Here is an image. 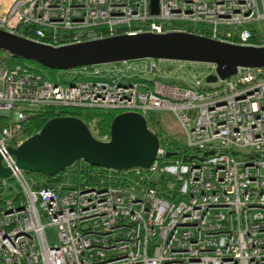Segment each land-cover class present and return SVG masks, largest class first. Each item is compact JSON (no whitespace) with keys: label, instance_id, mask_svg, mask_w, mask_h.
Segmentation results:
<instances>
[{"label":"built area","instance_id":"1","mask_svg":"<svg viewBox=\"0 0 264 264\" xmlns=\"http://www.w3.org/2000/svg\"><path fill=\"white\" fill-rule=\"evenodd\" d=\"M0 30L54 47L176 32L264 47V0H159L157 14L151 0H0ZM203 68L205 79L194 71ZM216 69L122 61L57 71L52 81L1 65L0 154L11 176L0 178V264H264V68L208 82ZM47 108L135 112L154 133L149 118L168 112L189 158L171 160L159 136L149 168L36 188L9 148ZM8 180L20 200H3Z\"/></svg>","mask_w":264,"mask_h":264},{"label":"water","instance_id":"2","mask_svg":"<svg viewBox=\"0 0 264 264\" xmlns=\"http://www.w3.org/2000/svg\"><path fill=\"white\" fill-rule=\"evenodd\" d=\"M151 12H159V0H151ZM0 51L62 71L122 61L170 60L210 63L224 80L238 68H264V47L240 46L191 33L119 35L80 44L54 47L0 30ZM161 145L147 119L135 112L117 114L108 141L98 140L85 121L76 116H57L17 148H9L17 165L32 174L55 177L77 162L110 170L149 168ZM212 152L205 153V156ZM169 158L173 153L167 155ZM0 154V178L10 179Z\"/></svg>","mask_w":264,"mask_h":264},{"label":"trees","instance_id":"3","mask_svg":"<svg viewBox=\"0 0 264 264\" xmlns=\"http://www.w3.org/2000/svg\"><path fill=\"white\" fill-rule=\"evenodd\" d=\"M3 53L2 57H0V65L4 67H11L15 64H21L23 66L28 67L34 72L41 73L49 80L55 81V73L56 70H51L48 68H44L36 62L27 61L20 57L12 56L11 54L0 51ZM76 116L85 121L88 125L92 127V132L96 138H103L105 136L110 135V126L112 120L116 116L115 112L110 111H100V110H77V109H69V108H47L45 110H41L37 114L33 115L27 126L26 133L29 136H32L39 132L42 127L46 124V122L57 116ZM153 124V128L156 131L157 135L160 137L165 136L166 142H163V146L167 149V153H173L170 159H183L187 160L189 158L190 150L187 149L183 145L182 140H179L172 135H170L167 130L161 125V122L156 118L155 115H152L149 118ZM78 167V168H74ZM103 170L102 168L92 167L87 165L86 168L79 167V165H75L71 168H67L65 171L60 173L55 177H46L41 174H34L35 180H37L36 188L43 187H52L61 181L69 180L73 183V185L78 184L79 179H86L87 182L93 183L92 175L100 174L99 171ZM18 187V186H17ZM16 199L20 200L22 197V193L17 188Z\"/></svg>","mask_w":264,"mask_h":264},{"label":"rangeland","instance_id":"4","mask_svg":"<svg viewBox=\"0 0 264 264\" xmlns=\"http://www.w3.org/2000/svg\"><path fill=\"white\" fill-rule=\"evenodd\" d=\"M2 55H3V53H0V57H2ZM194 71L196 72L198 77L201 79H205L209 73L208 68H203L199 72L196 70H194ZM165 73L168 76L169 72L166 71ZM169 76H172V74H170ZM146 77L156 79L157 75L146 74ZM156 118L161 122V125L167 130V132L170 135H172L173 137L178 138V139H182V140L184 139V134L182 132V129H181L179 123L176 121V119L172 116V114H170L168 112H159L158 114H156ZM33 175L34 174H32V173H28L29 178H35V176H33ZM8 186H9V188H12V189H6L3 192V194H4L3 200L4 201L14 199V197L16 196V192H17V188H18L17 184L12 180H8Z\"/></svg>","mask_w":264,"mask_h":264}]
</instances>
